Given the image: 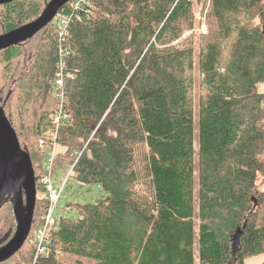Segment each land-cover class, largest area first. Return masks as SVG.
Listing matches in <instances>:
<instances>
[{"label": "trees", "instance_id": "trees-1", "mask_svg": "<svg viewBox=\"0 0 264 264\" xmlns=\"http://www.w3.org/2000/svg\"><path fill=\"white\" fill-rule=\"evenodd\" d=\"M49 1L1 5L0 35L35 21ZM203 6L197 214L196 50L182 39L195 28L193 0H90L65 40L52 21L0 52V105L31 156L38 195L28 240L3 264L19 254L20 264H246L264 254V0ZM57 146L51 173L68 166L108 197L76 204L77 218L56 222L39 253L50 205L41 180ZM0 219L1 247L17 227L10 202Z\"/></svg>", "mask_w": 264, "mask_h": 264}, {"label": "water", "instance_id": "water-1", "mask_svg": "<svg viewBox=\"0 0 264 264\" xmlns=\"http://www.w3.org/2000/svg\"><path fill=\"white\" fill-rule=\"evenodd\" d=\"M13 1L0 0V6ZM70 1L50 0L35 21L0 35V52L32 39L52 23L60 9ZM7 202L13 205L17 227L13 237L0 247V264L14 257L28 240L37 202L31 156L22 149L17 133L0 105V210Z\"/></svg>", "mask_w": 264, "mask_h": 264}, {"label": "rangeland", "instance_id": "rangeland-1", "mask_svg": "<svg viewBox=\"0 0 264 264\" xmlns=\"http://www.w3.org/2000/svg\"><path fill=\"white\" fill-rule=\"evenodd\" d=\"M193 13L195 17V28L190 29L186 31V33L183 36V41L189 38L194 39V47L196 50V66H195V74H194V102H195V149H196V156H195V168H196V185H195V209L196 214L198 213V105H199V98L201 93V87H200V73L198 68V51H199V33H206L207 26H206V14H207V6H203V0L199 2L198 0H193ZM179 42H182L180 40ZM55 89V88H54ZM260 91L264 92V84H260L259 86ZM56 91V89H55ZM264 106V102H263ZM52 138V136H51ZM50 140V139H48ZM45 150V149H43ZM59 146L57 148H54L50 152L49 149H47V158L44 163V170L50 171V159L53 156V151H58ZM70 167H62L58 166L56 170L52 174V188L54 190L59 191L62 184L67 180V176L71 172ZM257 192H264V174H261L259 176V179L257 181ZM38 197V195H37ZM108 197V193L105 192L100 186L97 184H82L78 182L73 176L68 178L67 182L65 183L64 191L62 193V196L60 197V200L58 201V204L55 207L54 213H53V220L54 222L59 223L62 218H68V219H75L77 218V212L75 209L76 204H87V203H93L97 200L103 199ZM1 220V219H0ZM196 227H195V236L198 238V219L196 217ZM4 222V221H3ZM5 223V222H4ZM16 223V222H15ZM238 246L235 245V249ZM23 259L22 255L19 254V256L15 257L12 262H16L20 264V260ZM11 262V263H12ZM10 263V264H11ZM63 264H73L72 259H66L63 258ZM198 263V258L196 257V262ZM246 264H264V254L256 255L253 257H250L246 260Z\"/></svg>", "mask_w": 264, "mask_h": 264}, {"label": "built area", "instance_id": "built-area-1", "mask_svg": "<svg viewBox=\"0 0 264 264\" xmlns=\"http://www.w3.org/2000/svg\"><path fill=\"white\" fill-rule=\"evenodd\" d=\"M90 6V0H72V2L69 5V12L63 11L58 12V14L55 16L53 23L56 25V27L59 30V36H61L62 40H65L66 37H68L69 33V26L70 22L75 20H81V15L79 14V11H83L86 7ZM63 64L61 63V67H59L57 80L55 83V86L57 89H61L63 87L64 81H65V73L63 71ZM67 77L73 78L71 75H67ZM60 96V95H59ZM61 97V96H60ZM60 114V113H59ZM68 118V115L60 114L58 115V121L60 120H66ZM44 142H41V148L44 147ZM53 151V155H54ZM53 157V156H52ZM52 162V158L49 161ZM50 167V166H49ZM51 169V168H50ZM53 173H51V170L49 171V174L45 176L41 183L46 187L48 198L50 200V205L48 208V212L44 215L43 221L44 225H42L40 228H38L36 232V240L38 242V249L39 253H43L45 251L44 244L47 243V237L50 229L53 227L56 222L53 220V213L55 210L56 205L58 204V201L60 200V197L62 196V193L64 191L65 183L67 182L68 178L71 177V172L67 176V180L62 184L59 191L54 190L52 188V180L51 176Z\"/></svg>", "mask_w": 264, "mask_h": 264}]
</instances>
